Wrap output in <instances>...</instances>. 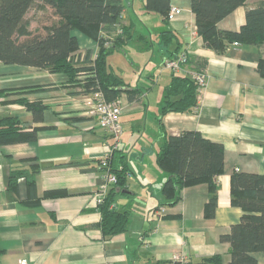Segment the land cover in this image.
<instances>
[{"label": "crops", "instance_id": "0c3cea01", "mask_svg": "<svg viewBox=\"0 0 264 264\" xmlns=\"http://www.w3.org/2000/svg\"><path fill=\"white\" fill-rule=\"evenodd\" d=\"M170 1L183 12L166 23L164 16L145 9L146 0H124L122 21L132 27L133 39L116 51L129 57L127 48H136L139 56L130 61L138 68L139 78H125L113 58L116 51L108 57L114 70L140 89L133 100L127 92L119 97L124 132L114 162L119 168H128V191L119 193L112 206L131 209V214L128 230L109 238L100 226L102 214L96 196L105 171L102 160L114 138L86 112L90 95H72L63 85L67 80L63 74L0 61V88L44 85L43 90L25 96L47 105L39 123L33 121L25 105L0 103V117L12 114L26 126H41L35 141L0 144V264H18L22 258L38 264H175L180 258L214 264L202 259L217 254L222 256L221 264L230 261L231 244L221 236L243 214L240 207L231 204V175L236 170L264 174V76L258 71L261 53L257 46L248 44L232 43L223 53L206 47L197 32L192 0ZM260 1L248 0L218 27L238 30L246 21L247 9ZM168 28L176 38L166 48L160 33ZM74 33L80 43L76 56L82 61L88 55L91 58L98 42L80 31ZM177 48L178 55L188 53L189 61L182 70L173 71L165 62L176 55L172 51ZM196 60L206 62L203 71L207 75L198 107L160 116L164 87L173 74L189 76L196 70ZM187 130H198L225 148L213 218L205 215L206 183L185 187L178 203L158 208L167 179L156 163L159 148L165 132L177 135ZM19 168L38 170L33 189L25 177L19 179L16 189L10 187V173ZM49 191L58 194L47 195ZM165 214L179 217L163 218ZM255 256L258 264H264L262 252Z\"/></svg>", "mask_w": 264, "mask_h": 264}, {"label": "trees", "instance_id": "16d2710c", "mask_svg": "<svg viewBox=\"0 0 264 264\" xmlns=\"http://www.w3.org/2000/svg\"><path fill=\"white\" fill-rule=\"evenodd\" d=\"M36 1H40L42 8H51L53 17H56V20L44 26V32H34L27 19ZM247 1L192 0V10L196 14L197 32L206 47L223 53L236 41L255 45L261 53L258 71L264 76V0L247 9L246 21L238 30H222L218 27L222 19ZM125 8L124 0H0V61L63 74L67 77L63 85L70 88L72 95H92L101 91L107 100L117 101L123 92H127L133 100L140 89L132 87L123 74L114 70L108 62L110 54L133 39L132 27L122 21ZM170 8V0H146L145 4L148 12L161 14L166 23ZM76 30L98 42L99 52L95 60L91 61L90 55L84 61L76 56L80 48L79 39L74 33ZM160 37L161 43L169 48L176 34L168 28L161 31ZM178 48L171 50L172 53L178 55ZM193 62L197 70H204L205 61ZM44 87L0 88V103L25 105L32 112L33 121L41 123L47 105L41 99L30 100L25 95L41 91ZM198 95L197 83L191 76L173 74L164 87L160 116L169 112L193 111L198 107ZM10 96L19 97L9 100ZM40 128L26 126L16 115H5L0 117V144L35 141ZM165 133L156 159L158 167L167 174L158 208L178 203L185 187L206 183L209 195L205 215L208 218L215 217L219 202V176L224 173V145L204 137L198 130H187L177 135ZM117 152L118 149L111 153L109 167L117 175L118 183L100 204V226L108 238L128 230L131 214V209L120 210L112 206L117 195L128 189V168L115 166ZM37 171L12 169L10 187L16 189L19 179L25 177L30 189H33ZM49 194L58 192L49 191ZM231 204L240 207L243 214L240 221L221 236L223 241L231 244L228 264H258L255 254H264V174L234 171L231 175ZM162 217L174 218L179 215L165 214ZM202 262L221 264L222 256L205 257ZM175 264L195 263L177 259Z\"/></svg>", "mask_w": 264, "mask_h": 264}, {"label": "built area", "instance_id": "2783aa9c", "mask_svg": "<svg viewBox=\"0 0 264 264\" xmlns=\"http://www.w3.org/2000/svg\"><path fill=\"white\" fill-rule=\"evenodd\" d=\"M183 9L178 6H171L169 10V18H174L176 15L182 14ZM124 15H122V20ZM235 45H239V42H234ZM99 46L97 52H95L91 56V61L95 60L98 56ZM189 61V56L186 51L181 52L174 58H170L165 62V67L172 69L173 71L182 70V65L187 64ZM189 76H191L197 83V89L200 93L204 87L207 85V75L204 71L200 70H192L189 72ZM86 112L91 117L95 118L98 125L108 131L112 137L114 138V144L110 146L108 152L104 156L102 160V166L105 167V171L103 173V182L100 184L98 193L96 196V201L98 204H102L105 197L108 194L109 188L112 185H116L118 183L117 175L110 170V155L113 151L117 150L118 144L120 142L121 136L124 132V127L121 121L122 114V106L119 100L117 101H109L105 98L104 94L100 92H96L95 94L90 95V97L86 98L85 103ZM163 212L164 209L162 208ZM181 259V258H180ZM183 262H187L186 259H181ZM18 264H38L36 262H30L26 258H22L19 260Z\"/></svg>", "mask_w": 264, "mask_h": 264}, {"label": "rangeland", "instance_id": "374dc122", "mask_svg": "<svg viewBox=\"0 0 264 264\" xmlns=\"http://www.w3.org/2000/svg\"><path fill=\"white\" fill-rule=\"evenodd\" d=\"M40 4H41L40 1H36V3L33 5V7L31 8V10L27 15V19L30 22V28L34 32L37 31L44 32L43 30L44 26L56 20V17H53L51 8L49 7L42 8ZM127 49L129 50L128 51L129 57L123 51L122 52L116 51L115 53L112 54L113 58H115V63L116 65H118L119 68L122 69L121 71L124 73L126 79H130L133 77L139 78L140 72L138 68L132 65V61L136 60L139 54L134 46ZM130 59H132V61H130Z\"/></svg>", "mask_w": 264, "mask_h": 264}, {"label": "water", "instance_id": "95a60500", "mask_svg": "<svg viewBox=\"0 0 264 264\" xmlns=\"http://www.w3.org/2000/svg\"><path fill=\"white\" fill-rule=\"evenodd\" d=\"M125 191H128V190H125Z\"/></svg>", "mask_w": 264, "mask_h": 264}]
</instances>
